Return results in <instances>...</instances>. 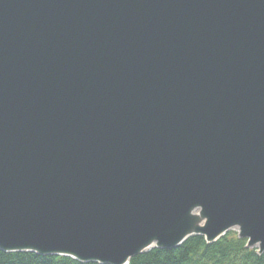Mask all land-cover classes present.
<instances>
[{"label":"water","instance_id":"1","mask_svg":"<svg viewBox=\"0 0 264 264\" xmlns=\"http://www.w3.org/2000/svg\"><path fill=\"white\" fill-rule=\"evenodd\" d=\"M233 226L264 251V0H0V250L127 264Z\"/></svg>","mask_w":264,"mask_h":264},{"label":"trees","instance_id":"2","mask_svg":"<svg viewBox=\"0 0 264 264\" xmlns=\"http://www.w3.org/2000/svg\"><path fill=\"white\" fill-rule=\"evenodd\" d=\"M0 264H100L80 262L68 256L39 255L29 251L0 250ZM128 264H264V251L247 246L236 232H227L207 243L203 236L192 235L172 249L152 248L129 259Z\"/></svg>","mask_w":264,"mask_h":264},{"label":"bare ground","instance_id":"3","mask_svg":"<svg viewBox=\"0 0 264 264\" xmlns=\"http://www.w3.org/2000/svg\"><path fill=\"white\" fill-rule=\"evenodd\" d=\"M193 209H191V211L189 212L190 224H191V227L190 228L192 230H194L195 228H198L200 226V224L198 223L199 218H203V222H204V219H205L203 217V215H202V210H201L200 207H196L194 212H193ZM152 245H153V243L150 244V245H148L147 246V249L150 248Z\"/></svg>","mask_w":264,"mask_h":264},{"label":"rangeland","instance_id":"4","mask_svg":"<svg viewBox=\"0 0 264 264\" xmlns=\"http://www.w3.org/2000/svg\"><path fill=\"white\" fill-rule=\"evenodd\" d=\"M227 232H236V233L238 234V233H239V230H238L237 226H233V227L229 228L225 233H227ZM187 238H188V237H187ZM187 238H186V239H187ZM186 239H185V240H186ZM185 240H184V241H185ZM184 241H183V242H184ZM183 242H182V243H183ZM182 243H181V244H182ZM249 247H250V248H256V249H258V247H257L256 245H253V246L250 245Z\"/></svg>","mask_w":264,"mask_h":264}]
</instances>
